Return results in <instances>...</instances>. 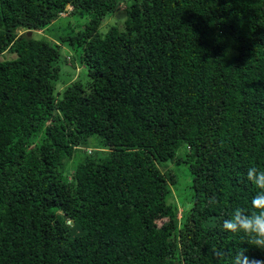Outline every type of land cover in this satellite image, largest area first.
Returning a JSON list of instances; mask_svg holds the SVG:
<instances>
[{
	"label": "trees",
	"instance_id": "obj_1",
	"mask_svg": "<svg viewBox=\"0 0 264 264\" xmlns=\"http://www.w3.org/2000/svg\"><path fill=\"white\" fill-rule=\"evenodd\" d=\"M80 13L55 41L28 37ZM62 46L85 80L55 95ZM4 53L0 264H216L214 248L231 264L249 247L222 221L251 210L247 169L264 170V0H0ZM174 160L191 178L180 219Z\"/></svg>",
	"mask_w": 264,
	"mask_h": 264
},
{
	"label": "rangeland",
	"instance_id": "obj_2",
	"mask_svg": "<svg viewBox=\"0 0 264 264\" xmlns=\"http://www.w3.org/2000/svg\"><path fill=\"white\" fill-rule=\"evenodd\" d=\"M125 18V4L121 3L113 14L106 16L102 20L99 32L104 35L111 26L122 28ZM87 21L88 18L84 13L76 14V16L57 18L44 31L33 32L30 37L32 36L34 39L55 41L58 37L65 35L68 32L66 28L67 25L70 24L72 27H80L86 24ZM19 33L21 34L23 31H20ZM59 52L60 56L56 64L59 67L60 76L59 81L56 83L55 95L62 92L64 87L72 81L78 80L79 78L83 81L85 80L83 73L79 72L78 53L66 46H62ZM14 58V54L4 53L0 55V62L4 60H12ZM96 146L97 144L92 140L88 145V148H81L76 151L73 158L68 163V169H73L74 166L83 159L85 152L89 153L90 149H94ZM185 151L186 149L184 146L178 148L175 154V160L181 159V157L185 154ZM175 160L166 162L167 164H165V167L168 168L176 177V185L174 189L172 188V199H170V201L174 204L179 203L177 218L180 219L184 208L190 207L191 178L188 172L187 164L183 162L176 164L177 162H175ZM162 171L165 172L163 169ZM182 204L185 206L183 207ZM164 221L165 220L160 221L158 224H161Z\"/></svg>",
	"mask_w": 264,
	"mask_h": 264
},
{
	"label": "clouds",
	"instance_id": "obj_3",
	"mask_svg": "<svg viewBox=\"0 0 264 264\" xmlns=\"http://www.w3.org/2000/svg\"><path fill=\"white\" fill-rule=\"evenodd\" d=\"M246 176L256 189L250 201L251 210L245 207L235 208L229 217L222 221V229L225 233L243 234L249 246L236 250L231 264H264V259L248 255L250 248L264 253V170L251 166L247 169ZM217 203L215 197H209L210 206ZM212 253L216 264H223L225 257L230 255L229 252L220 248L212 249Z\"/></svg>",
	"mask_w": 264,
	"mask_h": 264
},
{
	"label": "built area",
	"instance_id": "obj_4",
	"mask_svg": "<svg viewBox=\"0 0 264 264\" xmlns=\"http://www.w3.org/2000/svg\"><path fill=\"white\" fill-rule=\"evenodd\" d=\"M71 9H72V8H71L70 6H67V8H66L67 12L62 13L61 16H66L67 13H68L69 11H71Z\"/></svg>",
	"mask_w": 264,
	"mask_h": 264
},
{
	"label": "water",
	"instance_id": "obj_5",
	"mask_svg": "<svg viewBox=\"0 0 264 264\" xmlns=\"http://www.w3.org/2000/svg\"><path fill=\"white\" fill-rule=\"evenodd\" d=\"M31 34H32V32H28V37H30Z\"/></svg>",
	"mask_w": 264,
	"mask_h": 264
}]
</instances>
